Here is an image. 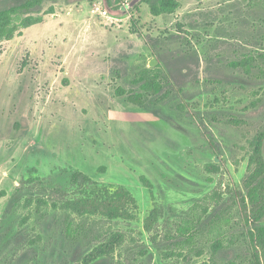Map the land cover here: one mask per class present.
Segmentation results:
<instances>
[{"label":"rangeland","instance_id":"374dc122","mask_svg":"<svg viewBox=\"0 0 264 264\" xmlns=\"http://www.w3.org/2000/svg\"><path fill=\"white\" fill-rule=\"evenodd\" d=\"M54 1L0 43V264H256L245 182L264 132V0H183L160 16L141 0L120 15L104 0ZM155 77L162 90L145 91ZM64 169L125 185L135 217L74 215L69 237L62 209L38 207L41 180L14 199L22 177L77 196ZM115 234V252L86 261Z\"/></svg>","mask_w":264,"mask_h":264},{"label":"trees","instance_id":"16d2710c","mask_svg":"<svg viewBox=\"0 0 264 264\" xmlns=\"http://www.w3.org/2000/svg\"><path fill=\"white\" fill-rule=\"evenodd\" d=\"M2 1H16L9 7L0 9V43L5 40H12L17 35L23 33V29L29 28L35 24L44 21V14H54L55 8L51 6L44 12V3L46 0H0ZM58 0H55L56 2ZM93 2L94 0H89ZM183 0H141L142 3L149 5L152 15L160 16L164 14L175 13L181 6ZM105 7L114 15L127 14L123 0H104ZM38 14V15H37ZM136 21L132 17V31L141 34L139 28L135 27ZM264 57V54H262ZM249 60L238 62L237 65H243L247 68L250 65ZM264 74V67H260ZM142 88L147 92L159 93L163 86L161 82L155 77L152 81L142 83ZM118 95H123V91ZM141 95L130 96L132 102L141 104ZM264 132H258L251 141L250 166L251 173L245 182L249 204L245 214L246 232L244 236L251 247V252L254 258V263L263 264L264 261V224L259 223L264 218ZM60 173L67 174L71 186L78 190V195L75 197H68L57 186L52 189L47 188L46 178H23L20 185L17 187L14 199L17 198V193L26 189H31L38 185L35 179L41 180V189L45 192L48 190L49 199L40 196L38 199V207L42 205L51 204L55 209H62L67 214L66 225L69 237L76 235V229H73L71 218L74 215L85 216H102L108 219H131L134 218V211L138 207L137 201L133 193L122 184L105 183L98 181L87 173L78 170H60ZM50 177V176H48ZM47 177V178H48ZM51 179V178H50ZM49 180V179H48ZM142 182L146 187L152 191L151 181L142 176ZM45 183V184H44ZM28 185V186H27ZM50 187V186H49ZM7 195L6 190L0 191V198ZM33 196L27 199L28 205H32ZM158 210L154 208L149 216L145 219V229L151 231L154 222L158 219ZM217 224V223H216ZM71 235V236H70ZM123 238L122 235L115 234L110 240L101 243L93 249L88 255L86 261H92L105 254L115 252L118 243ZM191 236L189 241L191 242ZM189 242V243H190ZM263 259V261H262Z\"/></svg>","mask_w":264,"mask_h":264},{"label":"water","instance_id":"95a60500","mask_svg":"<svg viewBox=\"0 0 264 264\" xmlns=\"http://www.w3.org/2000/svg\"><path fill=\"white\" fill-rule=\"evenodd\" d=\"M157 64V59L156 58H152L150 61V65L151 66H155ZM218 161V158L216 159Z\"/></svg>","mask_w":264,"mask_h":264},{"label":"built area","instance_id":"2783aa9c","mask_svg":"<svg viewBox=\"0 0 264 264\" xmlns=\"http://www.w3.org/2000/svg\"><path fill=\"white\" fill-rule=\"evenodd\" d=\"M103 14L107 15V10L102 11Z\"/></svg>","mask_w":264,"mask_h":264}]
</instances>
